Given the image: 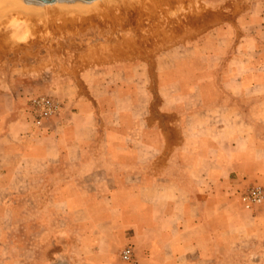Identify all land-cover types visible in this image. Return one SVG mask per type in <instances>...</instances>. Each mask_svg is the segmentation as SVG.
<instances>
[{
	"label": "crops",
	"instance_id": "0c3cea01",
	"mask_svg": "<svg viewBox=\"0 0 264 264\" xmlns=\"http://www.w3.org/2000/svg\"><path fill=\"white\" fill-rule=\"evenodd\" d=\"M256 25L253 33L239 38L223 70L206 79L211 85L206 102L213 106H203L202 81L184 92L189 107L185 113L172 95L182 140L160 158L158 175L144 171L143 162L139 173L128 174L132 160L120 155L132 153L135 145L110 142L106 136L101 143L89 142L96 132L89 108L62 114L48 129L36 132L14 105L1 107L0 205L13 214V234L8 238L0 232V264H41L53 246L57 252L47 264H121L118 251L124 244L134 248L141 264H223L226 248L251 244L250 262L264 264V206L257 212L240 207L237 190L247 183L264 185L262 14ZM169 85L182 90L183 83ZM166 102L161 96L160 107ZM101 151L110 156L107 170ZM91 165L96 169L86 171ZM118 166L127 171L118 173ZM37 181L48 187L42 195L32 185ZM10 197L33 203L37 197L49 199L52 206H64L59 213L66 215L73 211L72 200L81 198L79 211L91 220L77 221L76 235L70 237L64 217L53 224L52 206L36 208V215L41 214L36 222V215L30 217L32 204L20 211L7 204ZM106 202L108 209L103 207ZM20 213L28 215L21 223L16 220ZM5 228L2 224L0 231ZM56 230L60 237H54ZM229 237L235 239L225 245ZM6 246L14 247L12 253H6ZM39 247L43 253L38 258Z\"/></svg>",
	"mask_w": 264,
	"mask_h": 264
},
{
	"label": "rangeland",
	"instance_id": "374dc122",
	"mask_svg": "<svg viewBox=\"0 0 264 264\" xmlns=\"http://www.w3.org/2000/svg\"><path fill=\"white\" fill-rule=\"evenodd\" d=\"M29 1L34 7L48 8L46 3L42 6L38 5L39 2ZM58 3L60 7L84 4L66 0ZM125 4H119L116 10L103 7L101 15L92 16L82 26L78 23L62 24L51 15L52 23L47 31L43 25H39L37 30L33 25L26 30L24 25L23 29L20 28L22 25L13 27L10 37L18 44L0 46V108L10 109L14 105L23 114L28 127L36 132L48 129L49 122L62 114L89 108L96 126L89 142L101 143L106 136L110 142L135 145L132 153L120 155L126 162L132 160L128 174L139 173V164L143 162L144 171L153 176L160 174V158L169 156L171 146L182 140V133L174 122L173 112L176 110L171 107L172 95L176 96V101L180 100L181 113H185L189 107L184 94L195 83L202 81L200 94L203 106H213L206 102L205 92L211 87L206 79L215 74V70H223L242 34L253 33L258 28L256 23L260 15L264 17V0H179L161 3L153 18L155 22L145 18L143 8L135 7L137 3ZM18 35L24 37L20 42ZM220 56H223L222 60ZM190 74H195L193 80H189ZM176 80L182 81V90L169 85ZM161 96L168 99L164 108L160 107ZM35 98L52 99L60 108L57 114L43 120L40 126L35 124L30 107V101ZM194 98H199V92ZM161 145L164 147L162 155ZM99 156L106 160L102 162V167L109 169L108 153L101 151ZM95 169L91 165L86 171ZM117 169L118 173L127 171L124 166ZM32 185L41 195L48 188L41 181ZM255 187L261 188L263 199L246 207L242 197ZM237 190L240 207L262 211L264 185L247 183ZM83 200L74 198L70 205L73 211L67 215L59 213L64 206H52L49 199L42 197L35 198L34 203L31 199L10 197L7 204L11 207L17 205L20 211L34 206L30 217L36 215V208L48 209L52 206L55 211L51 217L53 224L57 225L64 217L70 223L71 237L76 235L74 224L77 221L91 220L90 215L79 211ZM103 207L108 209V202ZM20 214L16 219L20 223L28 219L27 214L25 217ZM36 216V222H39L41 214ZM2 224L6 228L0 232L11 238L13 214L0 205V227ZM60 233L59 230L54 231V237H60ZM234 239L229 237L224 244ZM126 245L130 244L119 248L118 257ZM13 248L6 246V253L9 249L12 253ZM49 248L46 260L41 264H47L50 256L57 252L56 247ZM32 249L35 251L34 247ZM226 250L229 252L228 260L223 264H252L251 244ZM36 252L38 258L43 253L40 247L36 248Z\"/></svg>",
	"mask_w": 264,
	"mask_h": 264
},
{
	"label": "bare ground",
	"instance_id": "6f19581e",
	"mask_svg": "<svg viewBox=\"0 0 264 264\" xmlns=\"http://www.w3.org/2000/svg\"><path fill=\"white\" fill-rule=\"evenodd\" d=\"M61 1L62 0H57V4L46 3L48 8L44 9L43 7H34L29 0H0V46L17 43L16 41H12L10 34H12V28L19 25H22L20 28L24 25V27H26L24 28L25 30L32 25L36 26L37 30L38 28L40 29L39 25H43L47 31L52 23L51 15H54V18L57 17L62 24L68 23L69 25H75L78 23L79 26H82L86 20L93 18L92 16L101 15L103 7L109 6L116 10V7H118L119 4H125L127 2V6H129L128 3H137L135 4V7L143 8L145 18L154 21V15H156L155 13H158L157 8L160 7L161 3L175 2L179 0H94L91 2H84V4H77L75 6H57L60 5L58 2ZM38 5L43 6L44 4L39 2ZM130 7L132 8V6ZM18 36L20 37V35ZM24 37H26L25 34ZM21 38L22 37L17 40L19 41Z\"/></svg>",
	"mask_w": 264,
	"mask_h": 264
},
{
	"label": "built area",
	"instance_id": "2783aa9c",
	"mask_svg": "<svg viewBox=\"0 0 264 264\" xmlns=\"http://www.w3.org/2000/svg\"><path fill=\"white\" fill-rule=\"evenodd\" d=\"M30 107L33 112V119L37 126H40L42 121L55 115L59 111L57 102L48 98H35L30 101ZM263 199V193L260 187L252 188L242 197L246 207L252 204L260 203ZM121 264H141L135 257L133 248L126 245L119 254Z\"/></svg>",
	"mask_w": 264,
	"mask_h": 264
},
{
	"label": "water",
	"instance_id": "95a60500",
	"mask_svg": "<svg viewBox=\"0 0 264 264\" xmlns=\"http://www.w3.org/2000/svg\"><path fill=\"white\" fill-rule=\"evenodd\" d=\"M31 1H36V2H40V3H54L57 0H31ZM66 1H80V2H91L94 0H66Z\"/></svg>",
	"mask_w": 264,
	"mask_h": 264
}]
</instances>
